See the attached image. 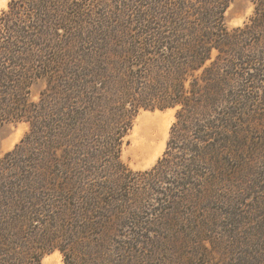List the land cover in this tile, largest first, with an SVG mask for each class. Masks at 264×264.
<instances>
[{
  "label": "trees",
  "instance_id": "16d2710c",
  "mask_svg": "<svg viewBox=\"0 0 264 264\" xmlns=\"http://www.w3.org/2000/svg\"><path fill=\"white\" fill-rule=\"evenodd\" d=\"M231 2L10 0L1 13L0 123L28 121L31 128L21 142L38 146L32 178L10 188L24 192L19 208L29 220H60L65 264L76 258L81 264L207 262L196 256L194 244L187 258L181 248L175 257L155 262L145 261L148 253L144 259L137 249L129 254L124 246L134 237L144 240L146 231L155 234V224L150 218L140 223V213L114 197V183L102 179L96 162L113 153L119 171L121 146L139 110L174 106L180 110L168 148L176 140L182 179L207 154L224 176L223 167H242L252 160L250 150H264V0H252L247 21L229 30L224 15ZM87 41L99 42L102 51H71ZM43 78L54 81L51 91L45 89L50 98L29 101L31 86ZM190 115L199 119V128L188 125ZM155 216L167 227L183 217ZM116 235L123 238L116 242L122 254L100 255ZM91 243L98 244V254L86 250ZM39 257L29 253L24 264H38Z\"/></svg>",
  "mask_w": 264,
  "mask_h": 264
},
{
  "label": "rangeland",
  "instance_id": "374dc122",
  "mask_svg": "<svg viewBox=\"0 0 264 264\" xmlns=\"http://www.w3.org/2000/svg\"><path fill=\"white\" fill-rule=\"evenodd\" d=\"M9 1L0 0V15L7 10ZM252 12V0H232L224 15L225 25L229 30L242 26ZM71 48L82 54L83 51H102L96 41L76 43ZM53 83L44 78L37 80L30 88L29 101L39 102L42 95L49 99L45 89L51 91ZM179 110V106L140 109L121 146L119 159L124 166H119L117 171L113 153H105L96 162L97 173L102 171L104 175L102 179L114 183V197L121 198L130 212L140 213V223L145 224L150 218L155 224L150 225L157 231L155 234L146 231L144 240L134 237L124 247L133 255L137 249V254L144 259L148 253L147 262L175 257L178 248L187 258L194 244L196 256L207 260L204 264H264V150H250L252 160L242 167H223L224 176H220L218 171L221 170L217 171L214 163L212 166L207 154L204 163L192 167V176L182 179L178 174L180 151L176 140L171 141L168 148L171 126ZM187 119L189 126L199 128L195 115ZM30 128L28 121L0 123V259H8L6 254H9L12 256L8 264H24L29 253L35 252L40 256L38 264H65L64 253L59 248L65 245L66 239L60 220L41 225L29 220L19 208V198L24 192L10 188L34 174L37 143L21 142ZM159 213H178L183 216L182 221L170 227L158 224L155 215ZM47 230L54 234V238L50 234L53 242L47 239ZM121 239L116 235L100 255L116 259L124 249L116 243ZM153 239L156 241L152 245ZM81 240L82 237L78 239ZM194 240H198L199 245ZM52 244L57 247L50 251L42 253L37 249L38 246L52 247ZM174 247L177 248L172 250ZM86 250L98 254L99 246L91 243ZM78 261L76 258L73 263L81 264Z\"/></svg>",
  "mask_w": 264,
  "mask_h": 264
}]
</instances>
